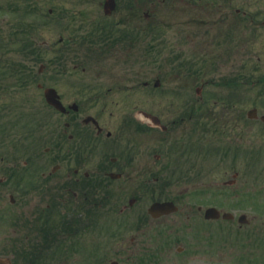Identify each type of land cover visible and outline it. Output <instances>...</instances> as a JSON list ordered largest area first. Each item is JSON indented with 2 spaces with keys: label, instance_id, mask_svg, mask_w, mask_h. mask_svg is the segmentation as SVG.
<instances>
[{
  "label": "flooded vegetation",
  "instance_id": "1",
  "mask_svg": "<svg viewBox=\"0 0 264 264\" xmlns=\"http://www.w3.org/2000/svg\"><path fill=\"white\" fill-rule=\"evenodd\" d=\"M230 5L211 17L192 9L189 40L201 54L192 62L206 67L166 88L124 71L105 81H27L50 65L62 75L70 61L76 69V54L113 72L110 60L124 64L134 47L124 46L128 30L113 27L130 22L104 15L83 34L79 15L75 26L61 22L62 8L38 18L30 5L12 6L9 44L43 64L0 81V224L14 237L0 243V264H264V18ZM133 16L145 34L152 15ZM51 26L63 32L57 42L35 46V29ZM138 90L159 105L116 100Z\"/></svg>",
  "mask_w": 264,
  "mask_h": 264
},
{
  "label": "rangeland",
  "instance_id": "2",
  "mask_svg": "<svg viewBox=\"0 0 264 264\" xmlns=\"http://www.w3.org/2000/svg\"><path fill=\"white\" fill-rule=\"evenodd\" d=\"M104 1L105 0H0V46L4 45L2 52H0V81H21L27 77L21 74L23 68L33 69L37 72L39 66L43 64L40 58L37 61L31 60L32 57L27 56V51L22 52L21 49L18 51L15 50L19 45L14 48L12 44H9L11 42L9 39L13 33L10 26L16 19L14 14H12V6L26 8L30 5V10L32 12L30 16L32 15L38 18L40 13L44 15L47 14V9L50 7L51 9L62 8L66 16L61 19V22L64 23L66 27L69 25L75 26L70 24L69 21L71 19L73 20L74 15H79L83 22V24H81V32L85 34L91 30L96 31V26L102 23V18L105 17L103 10ZM192 1L193 0H115V10L111 12L110 17H107L106 20L114 24V21L117 22L119 20H126V18L129 19V26L124 25L125 22H123V25L113 27V30H128V34H131L132 38H127L131 36L126 34L127 37L124 46H134L127 54L128 57H125L127 61L124 64H122V59L117 55L115 56V58L118 59H116L117 61L113 59L109 62V66L112 67L113 72L106 69L104 74H100L101 64L91 62L92 55L90 59H88L87 56H79L76 54V64L79 62L82 63V65L77 66L76 69L73 68L74 62L70 61L66 66L65 75H62L63 73L59 74L60 70L58 67L50 65L49 68L47 67L48 75L47 73L41 76L37 74V76L33 77L31 80L28 78L27 81H105V78L110 77L107 74L113 75L118 71H124L121 77L130 78L129 81H155L158 79L161 82L165 81L162 88L170 87V85L172 86L173 84L170 83V81H189L191 78L190 67L201 72H204L203 70L206 67L200 64L199 60L201 57L196 61L199 63L196 64V62H192L193 56H201L198 51L193 53L194 48H192V44L189 40V35L193 30L189 27L188 20L193 8L196 9L197 13L203 16L205 15L206 17H211V14L218 16L217 14L224 9L225 5L229 6L231 4L230 6L232 8H239L248 14L254 15V18L259 22H262L264 18V0H195L193 1L195 5H191V3H193ZM9 5H11V7ZM139 11L140 13L147 12L152 15V21H150L149 27H145V34L139 33L140 30L134 27V25H131L135 22V16L130 18V15L138 13ZM19 19L21 18L19 17ZM21 20L23 21L25 18ZM151 26H154V29H152ZM71 30L73 31L74 28ZM258 30L260 34L264 35V28H258ZM48 32H50V34ZM60 33L63 32H59V28L51 26L50 28L44 27L43 29L36 28L35 33L31 36L34 38L35 43H33L37 46V42L44 39H47V41L51 39L52 42L56 43L58 34ZM29 35L30 34H28V36ZM68 35H70V32H66V36ZM63 36L65 39L66 36L64 34ZM24 37L27 38V36ZM130 40L132 42H129ZM196 41H198L197 38ZM199 41L202 42L201 37ZM33 43L31 42V44ZM260 43H262L261 38H258V43L256 44L260 46ZM195 45H197V43ZM85 47L87 46H84V54H88V50L85 49ZM36 51L38 52V50ZM42 51L38 53L43 59ZM60 55L61 54H59V57ZM66 55L68 62L71 54L66 53ZM56 57H58V53H53L51 51L46 59L55 62L54 60ZM105 64L104 66H106ZM83 67H85L84 70H82ZM205 71H208V69L206 68ZM18 73L21 75H17ZM219 75L220 73L217 69L211 70L210 77H218ZM168 96L170 97V94ZM184 99L186 101L187 97H184ZM116 100L123 106H156L159 105L160 97L138 90L129 97L118 98ZM162 100L167 103L171 102L168 97H163ZM178 105H182L181 102L178 101ZM1 207L2 205H0V208ZM240 212L247 213L248 216L250 215L249 209H244ZM5 228V225L0 224V235H3V237H0V243H8L9 245L14 237H10L11 230ZM20 242H23V240H20ZM62 261V258L59 257L53 259L54 264H61ZM69 264L77 263L73 261Z\"/></svg>",
  "mask_w": 264,
  "mask_h": 264
},
{
  "label": "water",
  "instance_id": "3",
  "mask_svg": "<svg viewBox=\"0 0 264 264\" xmlns=\"http://www.w3.org/2000/svg\"><path fill=\"white\" fill-rule=\"evenodd\" d=\"M114 8V4H113V0H109L105 3V12L109 13L110 10H112ZM47 101L51 104H54V102L51 100V98H49V96H47ZM55 105V104H54Z\"/></svg>",
  "mask_w": 264,
  "mask_h": 264
},
{
  "label": "trees",
  "instance_id": "4",
  "mask_svg": "<svg viewBox=\"0 0 264 264\" xmlns=\"http://www.w3.org/2000/svg\"><path fill=\"white\" fill-rule=\"evenodd\" d=\"M166 2H168V1H166Z\"/></svg>",
  "mask_w": 264,
  "mask_h": 264
}]
</instances>
